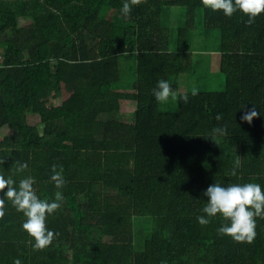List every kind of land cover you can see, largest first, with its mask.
Masks as SVG:
<instances>
[{
  "label": "trees",
  "instance_id": "trees-1",
  "mask_svg": "<svg viewBox=\"0 0 264 264\" xmlns=\"http://www.w3.org/2000/svg\"><path fill=\"white\" fill-rule=\"evenodd\" d=\"M124 2L0 0V128L11 129L0 140V175L16 186L33 177L49 202L57 191L64 197L46 222L58 236L36 251L23 213L0 192V264H264V219L252 243L219 234L228 223L219 215L197 221L209 185L264 186V14L248 24L201 0H147L125 16ZM171 6L184 11L173 36L161 21ZM198 15L202 29L219 32L225 87L193 96L178 92V78L194 70ZM161 79L188 102L162 109L153 96ZM253 105L250 125L241 116ZM28 113L39 122L29 124ZM220 126L227 135L216 145L208 137ZM53 166L63 169L60 189ZM140 218L149 235L136 234Z\"/></svg>",
  "mask_w": 264,
  "mask_h": 264
},
{
  "label": "clouds",
  "instance_id": "clouds-1",
  "mask_svg": "<svg viewBox=\"0 0 264 264\" xmlns=\"http://www.w3.org/2000/svg\"><path fill=\"white\" fill-rule=\"evenodd\" d=\"M147 0H125L122 5L121 13L127 16L132 6L146 3ZM204 8L212 11H221L225 16L231 17L237 11L248 16L246 23L252 24L255 18L264 14V0H201ZM193 96L198 94V89L193 87L191 90ZM153 96L158 103H167L171 98L172 101L188 102V95L178 94L172 89L170 83L166 80H159L156 88L153 90ZM245 105L242 104L241 108ZM255 106L247 109L241 116V120L251 125L253 118L257 117ZM217 120L222 119L220 114L215 117ZM227 135V127L220 126L212 129L210 137L216 145L219 139ZM4 163L0 160V165ZM240 167V160L237 158L233 162V168L229 175L235 176L236 169ZM28 168L27 163L20 164L17 172H23ZM63 169L56 170L52 168L51 181L55 183V187L60 189L64 186L62 175ZM35 180L28 176L21 179L16 186V181L12 178H5L0 175V192L3 197L12 203L18 212L23 213L26 218L22 224L23 230L33 238V249L42 251L49 247L53 240L56 239L58 233H54L47 227V217L62 206L64 200L60 191L55 193V199L51 202L41 199L36 194L33 184ZM206 196L207 203L202 209L206 215L198 216L197 221L200 225L205 226L210 223V217L219 215L227 224L218 228V233L228 235L234 241L240 243H252L256 236V218L264 219V189L257 183L229 184L222 186L213 183L207 187L203 193ZM5 200L0 198V219L5 215ZM207 217V218H206ZM13 264H21L19 259L13 261Z\"/></svg>",
  "mask_w": 264,
  "mask_h": 264
},
{
  "label": "rangeland",
  "instance_id": "rangeland-1",
  "mask_svg": "<svg viewBox=\"0 0 264 264\" xmlns=\"http://www.w3.org/2000/svg\"><path fill=\"white\" fill-rule=\"evenodd\" d=\"M183 12L182 7L171 6L164 8L161 14V21L163 25H167L171 36L175 34L178 27L183 25ZM200 22L198 15L197 26L190 33V48L193 54L194 70L189 74H181L179 76L178 92L180 93L191 91L193 87H196L198 91H222L225 87L224 77L218 68L219 53H217V50L219 47V32L216 30L205 31L201 28ZM127 77L132 80L134 78V71H128ZM125 85L123 84V87ZM125 88H128V86ZM62 100L63 97L59 96L51 99L49 103L56 104ZM160 106L162 109L174 110L176 108V101H172L170 98L169 102L160 103ZM27 119L29 124L34 125L39 121V117L33 114H28ZM5 133V129L1 128L0 140ZM135 226L136 234L142 233L145 230L144 235H149L147 234L149 233V226L144 218H140Z\"/></svg>",
  "mask_w": 264,
  "mask_h": 264
},
{
  "label": "crops",
  "instance_id": "crops-1",
  "mask_svg": "<svg viewBox=\"0 0 264 264\" xmlns=\"http://www.w3.org/2000/svg\"><path fill=\"white\" fill-rule=\"evenodd\" d=\"M121 61V64H125L126 62H124L125 60H120ZM55 98V97H54ZM53 98V99H54ZM57 98V97H56ZM61 103V102H60ZM60 103H56V104H54L53 103V105H57V104H60ZM51 104V103H50ZM28 114H33V115H37V114H34V113H28ZM27 114V115H28ZM38 116V115H37ZM39 117V116H38ZM26 119H27V116H26ZM39 120H40V118H39ZM27 122H28V119H27ZM39 122V121H38ZM31 125H34V124H31ZM3 127H5V128H3ZM2 129H5V135H7V134H10V132H11V129L8 127V126H6V125H4V126H2L1 127ZM1 128H0V130H1ZM4 135V136H5ZM247 183H249V182H247ZM261 187H262V189H264V186L263 185H261ZM63 206H61V208H62ZM65 210V209H64Z\"/></svg>",
  "mask_w": 264,
  "mask_h": 264
}]
</instances>
